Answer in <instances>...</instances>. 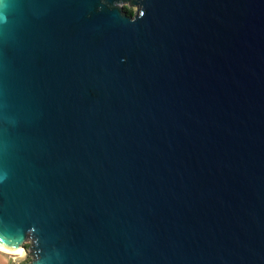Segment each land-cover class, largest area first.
I'll return each instance as SVG.
<instances>
[{"label": "water", "instance_id": "95a60500", "mask_svg": "<svg viewBox=\"0 0 264 264\" xmlns=\"http://www.w3.org/2000/svg\"><path fill=\"white\" fill-rule=\"evenodd\" d=\"M0 250L264 264V0H0Z\"/></svg>", "mask_w": 264, "mask_h": 264}, {"label": "rangeland", "instance_id": "374dc122", "mask_svg": "<svg viewBox=\"0 0 264 264\" xmlns=\"http://www.w3.org/2000/svg\"><path fill=\"white\" fill-rule=\"evenodd\" d=\"M123 8H126L128 10H131L133 13L135 12L134 7H128L127 5H123ZM30 246V241H26V243L23 245V248H20L23 250V252H28V248ZM25 254V253H24ZM28 254V253H27ZM15 255H10L6 254L4 252L0 251V264H12L11 263V258ZM17 256V255H16ZM32 260V257L29 255L24 256L23 259H21L18 263L16 264H28Z\"/></svg>", "mask_w": 264, "mask_h": 264}, {"label": "bare ground", "instance_id": "6f19581e", "mask_svg": "<svg viewBox=\"0 0 264 264\" xmlns=\"http://www.w3.org/2000/svg\"><path fill=\"white\" fill-rule=\"evenodd\" d=\"M1 252H4V253H6V254H10V255H17V256H19V253H8V252H5V251H3V250H0ZM20 251H22L23 252V250L22 249H20ZM24 253V252H23Z\"/></svg>", "mask_w": 264, "mask_h": 264}, {"label": "trees", "instance_id": "16d2710c", "mask_svg": "<svg viewBox=\"0 0 264 264\" xmlns=\"http://www.w3.org/2000/svg\"><path fill=\"white\" fill-rule=\"evenodd\" d=\"M124 10L126 11V13H127L128 15H132V14H133V12H132L131 10H128V9H126V8H124Z\"/></svg>", "mask_w": 264, "mask_h": 264}]
</instances>
